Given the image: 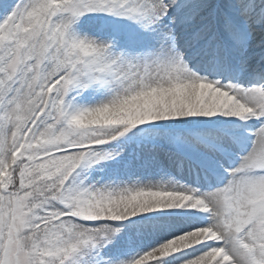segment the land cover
Here are the masks:
<instances>
[{"label": "snow or ice", "instance_id": "6c2138e0", "mask_svg": "<svg viewBox=\"0 0 264 264\" xmlns=\"http://www.w3.org/2000/svg\"><path fill=\"white\" fill-rule=\"evenodd\" d=\"M0 264H264V0H0Z\"/></svg>", "mask_w": 264, "mask_h": 264}]
</instances>
